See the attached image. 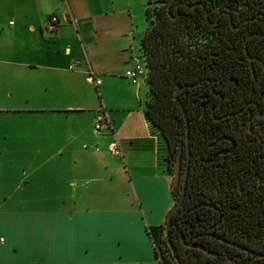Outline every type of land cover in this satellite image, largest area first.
<instances>
[{
  "label": "crops",
  "instance_id": "obj_1",
  "mask_svg": "<svg viewBox=\"0 0 264 264\" xmlns=\"http://www.w3.org/2000/svg\"><path fill=\"white\" fill-rule=\"evenodd\" d=\"M148 5L0 0V264H161L169 146L124 76Z\"/></svg>",
  "mask_w": 264,
  "mask_h": 264
},
{
  "label": "trees",
  "instance_id": "obj_2",
  "mask_svg": "<svg viewBox=\"0 0 264 264\" xmlns=\"http://www.w3.org/2000/svg\"><path fill=\"white\" fill-rule=\"evenodd\" d=\"M151 1L146 10L147 31L140 40V52L148 69L146 113L167 141L168 167L173 171L170 155L176 154L181 141L185 140V120L175 98V85L192 83L207 73L208 51L204 45L192 50L188 37L193 36L195 31L207 34L210 27L201 8L185 12L183 18L174 19L168 9L169 0H155L156 4L161 5L153 8ZM151 11L154 22L149 19ZM200 88L204 86L194 90L193 94H199ZM179 99L190 118L192 147L194 144L197 148L207 147L223 133L224 127L213 118L210 107L187 105L180 94ZM216 164L207 167L196 165L191 173L190 184L191 190L215 192L213 203L218 206L217 211L204 206L184 218L186 226L191 225L196 233L201 234L195 240V246L187 247L179 242L176 230L184 214L183 206L176 209L172 215L174 225L168 231L171 246L164 240L163 248L160 245L157 248L161 264H248L243 250L210 233L243 241L249 247H256V250H264V161L259 164L258 178H252L251 186L244 183L243 163L228 167L221 161ZM173 194L177 200L175 185ZM164 228L163 225L160 232ZM180 229L187 236L188 231L181 226ZM169 248H173L175 253H171Z\"/></svg>",
  "mask_w": 264,
  "mask_h": 264
},
{
  "label": "flooded vegetation",
  "instance_id": "obj_3",
  "mask_svg": "<svg viewBox=\"0 0 264 264\" xmlns=\"http://www.w3.org/2000/svg\"><path fill=\"white\" fill-rule=\"evenodd\" d=\"M170 1L169 10L174 19L183 18L185 12L201 8L210 27L207 34L211 35L204 47L209 53L207 73L192 83H181L199 82L193 87L181 88L178 95L187 105L210 107L213 118L224 127L222 134L206 143L207 147L197 148L195 144L192 147L190 138L189 172L185 197L180 206H183L184 214L180 223L175 225L179 242L187 246L181 239L183 233L180 226L188 231L187 236L183 235L187 241L195 242L201 234L196 233L191 225L186 226L184 218L204 206L215 211L218 209L213 203L215 192L191 190L194 167H207L217 161L226 167L243 163L244 183L251 186L252 178H258L259 164L264 161V0H169L168 4ZM200 86H204L200 88V93L193 94ZM180 149V179L175 184L179 189L178 199L188 158L185 140L172 155L174 168ZM161 237L171 246L165 228ZM231 241L244 246L240 248L232 244L245 252L248 264H264V250H256V247H249L243 241ZM169 251L175 253L173 248Z\"/></svg>",
  "mask_w": 264,
  "mask_h": 264
},
{
  "label": "water",
  "instance_id": "obj_4",
  "mask_svg": "<svg viewBox=\"0 0 264 264\" xmlns=\"http://www.w3.org/2000/svg\"><path fill=\"white\" fill-rule=\"evenodd\" d=\"M171 6V1L170 3L168 4V9L170 8ZM170 11V10H169ZM199 82H196V83H193V84H181V83H176L175 85V90H174V93H175V98L176 100L178 101V104H179V107L182 111V114H183V117H184V120H185V144H186V149H187V153H188V158H187V164H186V167H185V170H184V174H183V181H182V187H181V194H180V197L179 199L173 204V206L170 208V210L168 211L167 213V217H166V220H165V223H164V226H165V233L167 234L169 228L173 225L172 223V215L173 213L176 211V209H178L181 204L183 203V200H184V197H185V189H186V184H187V177H188V172H189V156H190V120H189V116H188V113H187V110L185 109L183 103L181 102V100L179 99V90L185 86H188V87H193L195 85H197ZM180 155H181V149L179 150L178 152V156H177V160H176V165H175V168L172 172L173 174V186L178 183L179 179H180V164H181V158H180ZM212 236H214L215 238L217 239H220L222 241H225L227 243H230V244H234L240 248H244L243 245L239 244V243H236V242H233L229 239H226L222 236H219L217 234H211ZM183 240V243L187 246H193L194 245V240H189L187 241L185 239V237L182 235V238ZM264 255V254H263Z\"/></svg>",
  "mask_w": 264,
  "mask_h": 264
},
{
  "label": "built area",
  "instance_id": "obj_5",
  "mask_svg": "<svg viewBox=\"0 0 264 264\" xmlns=\"http://www.w3.org/2000/svg\"><path fill=\"white\" fill-rule=\"evenodd\" d=\"M13 21H10L12 23ZM59 19L57 15L51 14L42 24V28L47 33H53L58 29ZM148 69L144 56L140 54L132 55L129 65L124 72V76L133 84H139L146 81ZM109 127L106 118L103 117L94 122V129L100 132L103 128Z\"/></svg>",
  "mask_w": 264,
  "mask_h": 264
},
{
  "label": "rangeland",
  "instance_id": "obj_6",
  "mask_svg": "<svg viewBox=\"0 0 264 264\" xmlns=\"http://www.w3.org/2000/svg\"><path fill=\"white\" fill-rule=\"evenodd\" d=\"M151 8H153V6H159V5H161L160 3H155V0H152L151 1ZM156 4V5H155ZM153 13H152V11L150 12V16H149V19H150V21L151 22H154V19H153V15H152ZM187 35H185V37H186ZM210 37H211V35L210 34H206V33H199V31H195L194 32V34H193V36H190V37H188V42H189V44H190V47L192 48V50L193 49H195L196 47L198 48V47H201V46H205L206 44H208V42H209V40H210ZM137 52H140V49L137 51ZM142 89L143 90H145V85L143 84L142 85ZM173 153H171V155H170V160H171V168H174V164H175V160H174V158H173ZM10 157H12V156H10ZM13 168H15L14 166H12ZM7 174V171H5V175ZM8 177H11V176H13V171H11V172H8ZM177 193H179V189H177ZM175 201H176V199H175ZM162 232H160V236H162V234H161ZM161 238V237H160ZM159 245L163 248V246H164V240H163V238L160 240V243H159Z\"/></svg>",
  "mask_w": 264,
  "mask_h": 264
}]
</instances>
